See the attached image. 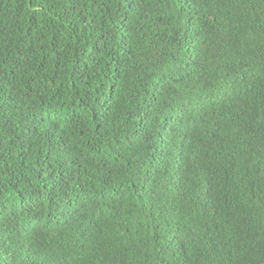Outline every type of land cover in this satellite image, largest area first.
Instances as JSON below:
<instances>
[{
  "label": "trees",
  "instance_id": "16d2710c",
  "mask_svg": "<svg viewBox=\"0 0 264 264\" xmlns=\"http://www.w3.org/2000/svg\"><path fill=\"white\" fill-rule=\"evenodd\" d=\"M0 264H264V0H0Z\"/></svg>",
  "mask_w": 264,
  "mask_h": 264
}]
</instances>
